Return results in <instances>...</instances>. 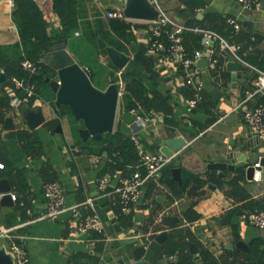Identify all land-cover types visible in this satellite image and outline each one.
<instances>
[{
  "label": "crops",
  "instance_id": "obj_1",
  "mask_svg": "<svg viewBox=\"0 0 264 264\" xmlns=\"http://www.w3.org/2000/svg\"><path fill=\"white\" fill-rule=\"evenodd\" d=\"M1 1L0 45L19 43L20 35L13 20L10 0ZM33 1L43 14L48 32L59 31L61 20L54 10L53 0ZM156 1L165 13L181 24L189 28L215 30L230 43L245 49V54L254 56L260 62L264 59V0H259L253 10L245 13L237 0H190L191 7L184 0ZM125 2L80 0L79 5L89 12L99 9L102 17L108 18L111 11H123ZM227 17L240 20L241 30L251 37L250 43L243 39L238 41V35L226 37L229 27ZM130 22L132 28L128 41L124 42L128 51L123 52L131 56V61L137 53L146 61L144 85L149 90L148 95L159 98L163 106L159 111H147L142 105L145 115L151 112L157 114V122L127 135L136 134L145 149L160 154L161 147L169 138L182 136L186 145L172 159V178L176 180L172 169L179 159L182 171L201 175L206 185L193 184L182 197L173 200L169 189L161 182L162 177L151 180L143 187L138 205L131 213L123 215L116 195H106L108 200L99 202V181L107 176L108 191L113 192L129 174V166L113 161L104 146L96 145L94 141L83 147L74 131V127L79 129L82 123L72 118L71 114L62 115L60 109L41 96L38 95L32 105L24 99L22 103L15 104L8 78L0 84V151L13 165L15 172L12 178L3 176L0 180H9L15 200L10 206L0 204L1 222L7 226L27 224L18 233L29 251L30 264H132V251L150 243L165 230L168 237L155 255L157 263L171 264L177 261L180 253L169 256L162 252V248L167 242H179L184 251L182 255L192 264H264V229L241 218L244 212L264 208V168L255 171L253 180L248 179L246 171L227 170L225 178H220L219 171L209 168L212 163L226 161L224 157L232 153L248 156L256 166L259 165L264 153V137L245 123L242 111L237 109L247 89L252 87L257 73L248 66H242L234 82L232 72L227 68L231 55L221 50L219 42L205 46L200 33L188 31L183 38L190 53L195 55L201 51L209 57L213 54L224 67L222 77L218 79L206 57L202 59L208 61L207 66H199L200 60L196 62L204 83L205 97L203 103L192 109L189 107L192 91L185 82V71L167 61L165 54L152 46L148 24L143 21ZM254 42L257 43L255 46L252 45ZM256 47L263 50L261 58L249 53ZM108 59V55L101 56L104 63ZM112 79L108 78L106 87ZM215 90L221 96L216 97L213 93ZM262 99L264 96L260 97ZM120 106L121 112L128 111L122 104V98ZM37 107L43 108L47 122L37 130H31L21 115L25 109ZM8 117L15 119V131L4 130ZM59 125L62 132L57 130ZM19 129L35 131L39 139L36 153L24 150L16 135ZM94 156L100 157L98 163L92 162ZM240 159L237 157V162ZM50 181L62 185L68 207L83 204L84 213H96L104 221L105 228L94 234L79 232L71 210L61 213L56 219L41 218L47 210L43 184ZM202 193L199 202L192 206ZM92 199H95L94 209L87 203ZM230 207L235 209L232 222L224 224L221 221ZM166 215L178 216L179 223L175 227L164 225L162 218ZM240 240L249 245L248 251L229 248V244ZM1 249L13 260L9 240L3 236H0Z\"/></svg>",
  "mask_w": 264,
  "mask_h": 264
},
{
  "label": "trees",
  "instance_id": "obj_2",
  "mask_svg": "<svg viewBox=\"0 0 264 264\" xmlns=\"http://www.w3.org/2000/svg\"><path fill=\"white\" fill-rule=\"evenodd\" d=\"M53 2L54 10L61 20V29L50 34L41 10L33 0H14L16 13L13 20L20 35V42L0 45V69L4 71L9 81L13 76H25L26 73L21 68V62L24 59L38 61L41 58H47L53 51L63 48H67L76 57L80 65L88 68L92 82L98 88L105 89L109 77L118 81L117 73L119 71L109 59L106 63L102 62L101 56L107 57L106 46H114L121 51H128L124 42L128 41L132 23L117 17L103 18L99 9L89 12L79 5L80 0H53ZM184 2L191 7L190 0H184ZM77 31L80 32L79 36H76ZM188 33V31L184 32V38ZM226 34V37L238 35L236 37L238 41L243 39L250 43L249 33L242 30L237 33L230 25ZM200 36L202 39L203 35L200 34ZM184 44L187 47L185 41ZM256 44L254 42L252 45L255 46ZM240 52L246 61L257 65L259 68L264 67V59L260 62L254 56L245 54L246 51L243 48ZM146 66V61L137 53L122 73L127 84L126 93L122 97V104L128 111L136 108L139 104L143 105L147 111H159L163 106L159 98L148 95L149 90L144 85ZM54 75L51 65L46 60L34 80L37 83L38 95L55 105V95L46 81V77H54ZM34 101L35 98L30 99V105ZM60 112L62 115L71 114L68 106H62ZM72 118H74L73 115ZM74 131L77 134L76 139L82 143L76 127H74ZM16 135L24 150L37 152L39 139L35 131L28 132L19 129L16 131ZM94 144L104 146L113 161L128 165L130 168L128 175L134 171V167L139 162L138 150L131 136L120 130L108 134L103 142H94ZM82 145L87 147L89 143H82ZM0 162L4 164V168H0V178L3 176L12 178V174L15 172L14 167L4 158L1 151ZM172 166L173 163L167 166L166 171H163L161 182L167 186L173 200L182 197L193 184L202 187L206 185L207 182L201 175L186 170L182 171V183L177 182L172 178ZM202 196L203 193L192 203V206L196 205ZM257 244L258 242L255 243L256 247H258ZM162 252L169 256L176 253L181 254L180 258L171 264H192L182 255L184 251L179 242H167L163 246Z\"/></svg>",
  "mask_w": 264,
  "mask_h": 264
},
{
  "label": "built area",
  "instance_id": "obj_3",
  "mask_svg": "<svg viewBox=\"0 0 264 264\" xmlns=\"http://www.w3.org/2000/svg\"><path fill=\"white\" fill-rule=\"evenodd\" d=\"M242 11L248 12L253 10L259 3V0H237ZM153 2L160 10V18L153 22H144L149 25V32L152 39V46L165 54V59L185 71V82L191 88L192 96L189 100V107L197 108L204 101L205 88L201 79V73L196 68V62L206 57L215 70V77L220 79L224 67L221 65L220 59L215 55L205 56L203 52L198 51L192 55L184 44L183 34L185 31H195L203 35L202 44L209 46L214 42H219V46L223 52H228L234 57V60L242 66H248L257 73L252 87L247 89L244 99L238 104L237 109L242 111V117L245 123L258 135L264 137V69L251 65L247 62L240 51L241 48L237 44L230 43L227 39L213 30L189 28L175 18L165 13L158 5L156 0ZM11 7H14V0H10ZM108 17H117L126 19L123 11H111ZM226 22L234 28L236 32L241 31L242 25L238 18L227 17ZM76 32V35H79ZM254 40V38H252ZM47 58H41L38 61L24 59L21 62V68L26 73L25 76H13L10 79L12 99L15 104L22 103V100L30 101L37 98V83L34 80L40 73L42 65L45 64ZM123 71H119L117 81L120 98L126 93V82L122 76ZM130 113L137 117L138 130L157 122V114L151 112L145 115L142 105L130 110ZM137 130V129H136ZM138 154L139 162L134 167V171L124 177L121 184L113 191H108L109 179L104 176L99 181L100 197L114 194L117 196L121 212L127 215L132 212L133 208L138 205L141 200L143 187L151 180H159L162 177L163 170L172 163V157H164L158 152H151L145 149L140 142L138 136H131ZM100 161L99 156L92 158L93 163ZM258 165V164H257ZM0 168H4V164L0 162ZM43 194L46 199L47 210L41 218L56 219L59 215L67 210L72 211V217L77 230L81 233H88L90 230H102L105 228L104 221L96 214L86 215L83 211V204L67 206V195L62 185L57 181L45 182L43 184ZM2 194L0 193V199ZM13 200L15 196L12 195ZM94 209L95 199L87 202ZM30 212V211H29ZM241 218L249 224L264 229V208L254 212H244ZM24 224L7 226L0 220V236L9 240V251L13 256L15 264H30L29 251L26 248L21 235L18 233Z\"/></svg>",
  "mask_w": 264,
  "mask_h": 264
},
{
  "label": "water",
  "instance_id": "obj_4",
  "mask_svg": "<svg viewBox=\"0 0 264 264\" xmlns=\"http://www.w3.org/2000/svg\"><path fill=\"white\" fill-rule=\"evenodd\" d=\"M13 15H15V7H12ZM124 16L130 21H144L153 22L160 18V10L153 0H126L124 7ZM201 16V15H199ZM107 55L112 65L118 71H124L131 61V56L127 53L117 49L114 46H106ZM259 58L263 55V50L256 47L249 51ZM49 64L54 71V77H46L54 95L55 106L60 109L62 106H68L74 119L82 123V127L78 129V134L82 143L90 141L103 142L108 134L116 132L117 128L123 133L132 134L138 129L137 117L128 112H121V98L120 90L115 79L110 81V84L101 89L94 85L92 82L90 71L88 68L80 65L76 59L66 49L55 50L47 57ZM208 61L202 59L199 61V66H207ZM227 68L232 72V79L235 82L238 77V72L242 70V65L234 60L233 56L228 59ZM8 77L3 71H0V84L5 83ZM216 97L221 96L218 90H215ZM22 119L31 130H37L39 127L47 122V117L42 107L27 108L22 112ZM17 125L13 117L6 119L5 131H15ZM59 132H62V127H57ZM186 145V140L182 136L169 138L165 145L161 147V153L164 157H174L175 153L180 151ZM89 152V151H87ZM107 155V152H105ZM237 157H241L237 162ZM226 161L219 163H212L209 168L219 171V177L225 178V172L240 171L245 172L249 180H253L256 170L264 168V153L260 157L259 165L255 163L248 156L242 157L240 154H229L224 157ZM230 160H234L231 163ZM237 162V163H236ZM242 163L238 165V163ZM173 177L182 183V170L181 161H175V167L172 169ZM12 187L8 179L0 180V199L1 205H13V197L11 194ZM162 199V197H160ZM107 196L101 197L99 202H106ZM235 212L233 207H230L228 214L223 217L222 223L229 224L232 222V216ZM178 216L166 215L162 218V223L169 227H175L179 223ZM92 234L97 233L98 230H90ZM168 232L162 231L153 241L148 244H143L132 251L133 263L132 264H160L155 262V255L160 251V247L166 241ZM229 248L249 250V245L240 240L237 243L229 244ZM169 259V256H166ZM123 263V261H120ZM0 264H14L10 255L6 254L4 249L0 250Z\"/></svg>",
  "mask_w": 264,
  "mask_h": 264
},
{
  "label": "rangeland",
  "instance_id": "obj_5",
  "mask_svg": "<svg viewBox=\"0 0 264 264\" xmlns=\"http://www.w3.org/2000/svg\"><path fill=\"white\" fill-rule=\"evenodd\" d=\"M3 1V0H2ZM2 1H1V3H2ZM1 5V4H0Z\"/></svg>",
  "mask_w": 264,
  "mask_h": 264
}]
</instances>
